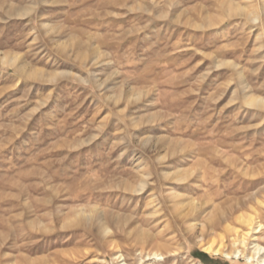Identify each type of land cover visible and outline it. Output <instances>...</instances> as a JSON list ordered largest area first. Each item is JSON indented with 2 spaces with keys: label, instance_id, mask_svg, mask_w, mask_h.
I'll return each instance as SVG.
<instances>
[{
  "label": "rangeland",
  "instance_id": "rangeland-1",
  "mask_svg": "<svg viewBox=\"0 0 264 264\" xmlns=\"http://www.w3.org/2000/svg\"><path fill=\"white\" fill-rule=\"evenodd\" d=\"M258 99L264 0H0V264H261Z\"/></svg>",
  "mask_w": 264,
  "mask_h": 264
},
{
  "label": "bare ground",
  "instance_id": "bare-ground-1",
  "mask_svg": "<svg viewBox=\"0 0 264 264\" xmlns=\"http://www.w3.org/2000/svg\"><path fill=\"white\" fill-rule=\"evenodd\" d=\"M258 101H259V103H264V99H258ZM186 204L187 203H181L180 206H179V208H178L179 211H183L181 213H183L184 220H185V218L190 219V216H191L192 212L194 211V208L197 206V204L195 202H192V203L187 204V205ZM256 222L252 218L251 219H248V220H245V223L248 224L249 230L252 231V232L255 229H257V228L259 229V227H260V224L259 223H256ZM101 226L104 229V232H105L106 235L110 234V228L107 226V224H105V223L102 222ZM234 243L235 244L239 243V244L244 245L246 243V235L245 234L244 235H241L240 238L234 240ZM202 246L204 247L206 253H212V254H215V255H218V254H221V253L224 254V249L226 248V245H225V242H224V239L223 238H221L219 240H216L215 238H212L210 240H207ZM262 250H263V247L258 246L257 247V252L255 253V255L254 254L253 255H250L249 256V259L250 260L251 259L252 260L255 259V257L259 253H261L260 251H262ZM154 255L157 257L160 254H158V252L155 251ZM225 255L227 257H231L229 253H226ZM237 255L242 256V253L237 250ZM259 261H260L261 264H264V259L263 258L260 259Z\"/></svg>",
  "mask_w": 264,
  "mask_h": 264
},
{
  "label": "trees",
  "instance_id": "trees-1",
  "mask_svg": "<svg viewBox=\"0 0 264 264\" xmlns=\"http://www.w3.org/2000/svg\"><path fill=\"white\" fill-rule=\"evenodd\" d=\"M202 254H203V256L208 257V254L207 253L204 252Z\"/></svg>",
  "mask_w": 264,
  "mask_h": 264
}]
</instances>
